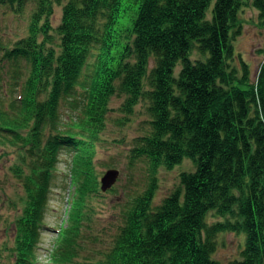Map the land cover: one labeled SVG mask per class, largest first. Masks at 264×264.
<instances>
[{"label":"trees","instance_id":"16d2710c","mask_svg":"<svg viewBox=\"0 0 264 264\" xmlns=\"http://www.w3.org/2000/svg\"><path fill=\"white\" fill-rule=\"evenodd\" d=\"M27 1L0 0V8ZM32 2L27 35L0 48L18 95L0 89V148H17L11 171L23 189L0 264H43L37 244L61 155L71 197L44 264H77L84 224L102 197L95 157L116 96L126 97L121 126L141 102L146 110L132 159L147 160L153 176L184 160L196 169L182 172L157 206L151 180L123 209L112 247L80 264H219L211 256L220 233L245 235L242 259L229 264H264V64L253 83L245 64L241 76L233 65L242 0ZM251 5L264 29V0Z\"/></svg>","mask_w":264,"mask_h":264},{"label":"rangeland","instance_id":"374dc122","mask_svg":"<svg viewBox=\"0 0 264 264\" xmlns=\"http://www.w3.org/2000/svg\"><path fill=\"white\" fill-rule=\"evenodd\" d=\"M67 0H63L66 2ZM243 7L238 15V20L242 24L241 34L234 42L236 58L233 65L242 75L243 64L246 65L250 82H255L262 64H264V29L259 25L258 12L252 7L251 0H242ZM34 9L32 0H28L22 9L10 5L0 8V48H9L17 40L27 35L30 16ZM62 9L58 5L54 7V15L51 18L53 28H57L61 22ZM54 34V33H53ZM3 52H0V78L4 81L0 89L7 93V97L16 99L17 88L12 78L9 79L11 63L2 59ZM240 56L241 59H238ZM200 59L197 52H193L192 60ZM26 63L20 60V65L16 67L19 73H24ZM153 67V60L150 61ZM180 67H177L176 73ZM12 76H15L13 74ZM21 83H19L20 85ZM18 85V84H17ZM14 89V91H13ZM1 92V90H0ZM11 96V97H10ZM3 97L4 94H3ZM126 97L116 96L111 102L110 120L106 123V129L101 137V142L96 151V170L99 176V183L103 175L111 169L119 171V177L112 190L101 193L102 197L94 201V214H91L90 221H86L84 226L90 229L83 230L84 242L79 240L78 245H82L79 250L77 264L85 258L98 259L101 252H107L112 247V242L123 222L122 211L127 203L140 194L156 179L157 189L154 195V205H160L165 198L170 196L180 186V174L182 172L194 171L195 165L191 160H184L174 170L167 171L159 168L153 176L147 160L132 159L131 150L134 147V140L141 136L148 127L142 123L146 120V110L141 102L130 117L131 121L124 126L119 120L122 114L120 108ZM0 250L4 247H11L13 237L16 234L15 221L21 214L22 204L20 199L23 195L21 189L22 182L15 178L11 171V166L18 160L19 154L16 147L0 148ZM56 164L57 172L51 181L47 193L46 210L44 214L40 240L37 244V258L41 263L47 260L48 249L57 238V229L62 222L67 219L70 199L69 179L63 177L65 169V155L59 157ZM24 172L27 173L25 167ZM65 185L66 189L61 187ZM14 202V204H12ZM212 214V213H210ZM217 219L213 215L208 216V222L214 223ZM219 221H223L220 219ZM65 226V225H63ZM217 250L211 256L219 264H229L232 261L241 260L242 252L245 248V235L235 233H220L217 237ZM8 254L7 252L5 253Z\"/></svg>","mask_w":264,"mask_h":264},{"label":"water","instance_id":"95a60500","mask_svg":"<svg viewBox=\"0 0 264 264\" xmlns=\"http://www.w3.org/2000/svg\"><path fill=\"white\" fill-rule=\"evenodd\" d=\"M118 177H119L118 170H114V169L108 170L101 180L102 192H107L110 189H112Z\"/></svg>","mask_w":264,"mask_h":264}]
</instances>
